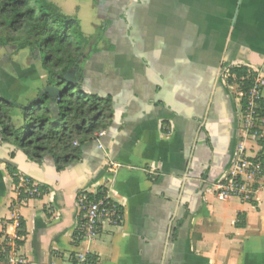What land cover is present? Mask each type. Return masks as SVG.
Returning <instances> with one entry per match:
<instances>
[{
	"label": "crops",
	"instance_id": "obj_1",
	"mask_svg": "<svg viewBox=\"0 0 264 264\" xmlns=\"http://www.w3.org/2000/svg\"><path fill=\"white\" fill-rule=\"evenodd\" d=\"M98 6L95 23H111L85 63L87 88L114 97L113 117L62 170L49 157L12 160L42 191L24 203L15 201L0 153V264L11 255L26 264H66L86 251L91 264H264V186L251 201L215 195L239 143L247 155L262 152L244 131L239 83H227L225 72L241 65L264 71V0ZM92 27L83 33L94 34ZM0 74V96L22 104L42 87L33 81L25 88L19 71ZM112 161L120 165L113 171ZM101 187L123 208V221L75 242V192Z\"/></svg>",
	"mask_w": 264,
	"mask_h": 264
},
{
	"label": "trees",
	"instance_id": "obj_2",
	"mask_svg": "<svg viewBox=\"0 0 264 264\" xmlns=\"http://www.w3.org/2000/svg\"><path fill=\"white\" fill-rule=\"evenodd\" d=\"M92 39L83 33L77 16L62 13L48 0H0V47H11L14 52L29 50L32 58L41 62L45 85L58 84L60 93L53 97L38 92L24 104L0 98V153L7 154L5 167L10 175L18 171L11 163L17 158L40 164L49 157L56 170H62L80 159L83 142L107 129L114 97L87 88L85 63L96 51L93 47L86 53ZM68 72H73V82L64 79ZM227 72L245 77L248 67L235 66ZM226 82H231L230 76ZM248 83L243 82L242 91ZM258 116L264 118V98ZM258 143L264 161V136ZM22 227L19 221V230ZM24 234L18 231V235Z\"/></svg>",
	"mask_w": 264,
	"mask_h": 264
},
{
	"label": "built area",
	"instance_id": "obj_3",
	"mask_svg": "<svg viewBox=\"0 0 264 264\" xmlns=\"http://www.w3.org/2000/svg\"><path fill=\"white\" fill-rule=\"evenodd\" d=\"M227 76L237 81L240 86L244 131L258 142L264 136V118L258 116L259 102L264 98V71H253L248 68L245 77H236L234 73L229 74L226 71L225 77ZM245 81L249 83L242 91L241 87ZM102 133L103 130L96 132L94 139ZM109 166L113 171L120 165L112 161L109 162ZM11 178L16 202L24 203L31 198L41 196L42 191L39 186L21 171L14 172ZM262 186H264V161L259 155H247L243 144L239 143L215 184L216 198L220 201H227L236 197L242 201H251L256 191ZM75 207L78 216L73 234L75 242H89L98 236L105 225L116 227L123 221V208L110 198L106 187H101L95 192L85 189L77 190ZM15 221L19 227L18 217ZM15 239L20 241L23 236L17 234ZM8 263L26 264L27 261L11 255ZM66 264H91L88 251L70 255Z\"/></svg>",
	"mask_w": 264,
	"mask_h": 264
},
{
	"label": "rangeland",
	"instance_id": "obj_4",
	"mask_svg": "<svg viewBox=\"0 0 264 264\" xmlns=\"http://www.w3.org/2000/svg\"><path fill=\"white\" fill-rule=\"evenodd\" d=\"M56 4L60 11L67 15L77 16L82 30L87 34L92 31L93 25H100L102 22L94 21L97 10V0H48ZM92 8V9H91ZM96 12V13H95ZM101 14V13H99ZM11 47H0V72L7 71L16 75L20 72L21 76L27 83H39L45 85L46 73L41 66L39 59H33L27 49L12 51ZM1 75V74H0ZM40 87V89L42 88Z\"/></svg>",
	"mask_w": 264,
	"mask_h": 264
},
{
	"label": "flooded vegetation",
	"instance_id": "obj_5",
	"mask_svg": "<svg viewBox=\"0 0 264 264\" xmlns=\"http://www.w3.org/2000/svg\"><path fill=\"white\" fill-rule=\"evenodd\" d=\"M114 1H116V0H114ZM103 2V0H97V10H99L100 9V7L98 6L100 3H102ZM99 16H100V14H99ZM103 16V15H102ZM104 19V18H103ZM101 24L98 26V28L97 29H95V31H94V34H92V35H90V36H88V37H93V39L90 41V44L87 46V50H86V53H89L90 52V50H92L93 49V47L96 49V51L98 50V47H97V45H98V43L99 42H102V34L104 33V30H103V28H104V26H105V24H107V25H109L110 23H111V20L109 21V20H106V19H104V20H101ZM104 45H105V47H107L108 48V46H109V44L107 43V42H104ZM96 51H94V52H96ZM93 53V52H92ZM91 53V54H92ZM91 56V55H90ZM74 78H75V76H74ZM1 81V80H0ZM44 86H46V85H44ZM43 86V87H44ZM40 91V90H39ZM0 98H3V97H1L0 96ZM118 168V167H117Z\"/></svg>",
	"mask_w": 264,
	"mask_h": 264
},
{
	"label": "water",
	"instance_id": "obj_6",
	"mask_svg": "<svg viewBox=\"0 0 264 264\" xmlns=\"http://www.w3.org/2000/svg\"><path fill=\"white\" fill-rule=\"evenodd\" d=\"M64 79L67 81V82H73L74 80H75V78H74V74H73V72H68V73H66L65 74V76H64ZM39 93L40 94H44V93H47V94H49L50 96H53V97H55V96H59L60 95V93H59V86H58V84H52V85H46V86H44V87H42L41 89H40V91H39ZM232 155V154H231ZM231 155H230V157H231ZM230 157H229V159H230ZM51 159V158H50ZM52 160V159H51ZM22 161L24 162V163H29V162H26L25 161V159L23 158L22 159ZM229 161V160H228ZM32 163V162H31ZM228 163V162H227ZM32 164H35V163H32ZM31 164V165H32ZM37 164V163H36ZM30 165V166H31ZM227 165V164H226ZM226 165H225V167H226ZM224 167V168H225ZM20 171V170H19ZM22 173H25V172H23V171H21ZM26 174V173H25ZM75 194H76V192H75ZM74 205H75V201H74Z\"/></svg>",
	"mask_w": 264,
	"mask_h": 264
}]
</instances>
